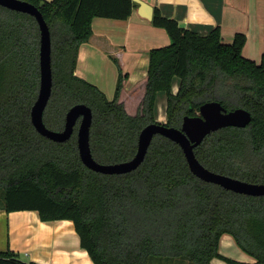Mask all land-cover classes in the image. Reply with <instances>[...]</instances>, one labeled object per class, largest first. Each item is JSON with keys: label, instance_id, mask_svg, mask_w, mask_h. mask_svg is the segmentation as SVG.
Instances as JSON below:
<instances>
[{"label": "trees", "instance_id": "16d2710c", "mask_svg": "<svg viewBox=\"0 0 264 264\" xmlns=\"http://www.w3.org/2000/svg\"><path fill=\"white\" fill-rule=\"evenodd\" d=\"M39 8L51 33L52 94L45 125L62 131L68 110L92 109L90 146L94 159L114 164L132 159L141 130L159 123L157 95L167 96V126L217 101L228 111L243 108L246 127H225L194 150L209 170L252 183L264 182V53L243 56L237 34L224 43L219 28L207 35L181 27L155 9L152 23L168 32V46L149 51L141 99L126 107L128 74L120 60L115 95L75 74L80 46L93 36L95 17L126 19L134 0H25ZM40 28L35 17L0 5V208L37 211L41 220H71L81 246L95 264H151L154 258L213 264L223 258L219 241L231 234L238 246L264 264V196L224 189L194 175L181 147L157 134L146 157L125 174H103L80 158L77 128L65 142L41 135L31 120L40 87ZM175 78L180 79L173 93ZM132 111V112H130ZM0 255V264H37ZM162 259L157 264H163Z\"/></svg>", "mask_w": 264, "mask_h": 264}, {"label": "crops", "instance_id": "0c3cea01", "mask_svg": "<svg viewBox=\"0 0 264 264\" xmlns=\"http://www.w3.org/2000/svg\"><path fill=\"white\" fill-rule=\"evenodd\" d=\"M153 8L152 17L138 4L126 19L95 17L93 36L79 48L75 74L98 86L112 99L118 78L113 57L120 60L128 74L122 93L127 108L141 99L146 82L149 51L168 46L171 38L165 28L155 26V9L175 19L186 29L207 35L219 28L224 43H232L237 34L246 37L245 58L260 62L264 53V0H141ZM151 15V13H150ZM180 79L175 78L173 93L178 91ZM132 112V111H130ZM158 122L167 121V96L157 95ZM161 123V122H160ZM11 251L17 258L37 264H95L81 246L79 235L71 220H41L37 211L6 212L0 208V255ZM222 257L239 263L252 264L255 258L244 252L231 234L219 241ZM213 264H231L214 258ZM173 264H191L187 260Z\"/></svg>", "mask_w": 264, "mask_h": 264}, {"label": "water", "instance_id": "95a60500", "mask_svg": "<svg viewBox=\"0 0 264 264\" xmlns=\"http://www.w3.org/2000/svg\"><path fill=\"white\" fill-rule=\"evenodd\" d=\"M134 2L139 5L141 10H146L148 17H152L153 8L149 4L141 0H134ZM0 5L34 16L40 28V87L37 99L31 109V120L41 135L55 142H65L73 135L78 124L77 142L83 164L89 169L103 174H125L132 172L142 164L153 138L155 135L161 134L181 147L191 172L198 178L220 185L224 189L236 193L264 196V182H247L211 171L198 160L194 150L212 132L230 126L246 127L251 122L252 117L250 112L243 108L228 111L221 103L210 101L201 105L198 115L185 116L180 128L167 126L165 123L160 122L150 123L139 134L135 156L128 161L114 164L100 163L92 155L90 129L93 113L92 109L86 104H75L68 110L65 118V127L62 131L49 129L44 123V112L50 100L53 87L52 40L49 26L39 8L28 1L0 0Z\"/></svg>", "mask_w": 264, "mask_h": 264}, {"label": "rangeland", "instance_id": "374dc122", "mask_svg": "<svg viewBox=\"0 0 264 264\" xmlns=\"http://www.w3.org/2000/svg\"><path fill=\"white\" fill-rule=\"evenodd\" d=\"M161 123H166L165 119H162V121L160 120ZM162 258H154L152 260L151 264H157L158 260H160ZM175 259H169V258H163L162 261L164 262L163 264H170L171 262H174ZM188 261V260H187ZM190 262V261H188ZM191 263V262H190ZM194 264V263H191Z\"/></svg>", "mask_w": 264, "mask_h": 264}]
</instances>
